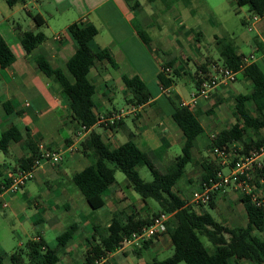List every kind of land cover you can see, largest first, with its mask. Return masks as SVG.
Segmentation results:
<instances>
[{"label":"crops","instance_id":"crops-1","mask_svg":"<svg viewBox=\"0 0 264 264\" xmlns=\"http://www.w3.org/2000/svg\"><path fill=\"white\" fill-rule=\"evenodd\" d=\"M136 1L138 5L135 7L132 6L133 2L128 0H15L13 4L4 0L6 4H0V35L16 56L10 66L0 68V138L4 131L15 125L23 132L29 130L38 145L42 142L47 147L63 153L61 162L56 165L44 163L32 178L48 188L45 192L48 202L45 201V204L43 202V205L36 204L42 210L41 213L38 211L36 217L31 208L30 186L26 184L24 189L17 193L5 190L7 171L17 169L19 160L32 153L27 141L22 139L10 142L7 153L0 150L1 250L11 253L19 247H24V239L27 237L43 239L50 246L46 239L50 231H55L58 239L59 235L73 223L79 225L78 229L81 225L89 228L94 227V223L103 217L108 228L114 222L116 214L121 217L137 214L151 219L160 213V208L154 210L147 203L148 200H144L139 193L141 197H138L128 182L125 184V190L116 177V181L103 194L104 205L97 208L100 211L106 206L109 208L107 214L101 217L73 180L76 172L93 162L92 156L80 152L79 142L93 129L102 135L112 149L134 140L157 167L165 172L172 156L175 158L180 155L179 151H182L186 139L173 114L182 106L183 101H188L190 105L186 107L197 116L204 129H214L208 134V142L194 149L195 155H198L195 156L196 161L201 163L206 159L205 156L211 155L209 153L211 149L208 147L212 136L221 131L215 130L216 127L223 123L229 128L236 122L233 108L235 98L241 94L235 85L236 82H242L243 88L249 89L246 93L253 90L252 81L242 74L241 67L239 74L243 76L240 79L238 75L236 81L222 84L208 97L200 96L193 102L192 98L199 90L202 75L209 76L214 73L216 66H224L223 52L227 45L235 47L239 54H246L240 48L244 44L251 46L250 53L257 52L259 56L255 62L264 72V51L260 53V49L264 47V20L256 23L254 28L257 30L256 36L252 38L244 36L227 39L214 34L213 41L216 43L218 57L210 50L201 58L193 55L200 52L198 49L202 47L204 35L200 26L193 21L194 9L188 11V8H192V0L186 1L185 4L183 1L185 8L181 11L173 6L174 1L180 3V0H171L172 2L167 4H162L159 0H145V4L141 0ZM235 2L237 3V0ZM248 12L250 13L249 9ZM36 14L45 20L40 27L34 20ZM251 14L243 19L247 26L251 23ZM191 20L192 24L186 26L185 22ZM210 20L212 21L211 18ZM80 21L98 28V34L91 41V46L94 51H103L106 54L104 59L95 62L89 72V80L94 85V111L99 116V121L93 128L84 131L81 137L77 133L79 130L70 120L71 106L62 93L61 84L53 76L44 73L36 62L37 56L46 57L52 67L61 69L73 82L74 77L67 69V62L75 54L76 44L67 29L72 23ZM25 30L43 31L46 35L45 40L30 53L26 51L21 41ZM191 62H194L195 70L190 69ZM165 66L172 68L170 76L176 80L169 92L162 89L159 79V74ZM181 75L189 76L195 88L188 90L187 82L183 86L178 84L177 77ZM135 78H140L145 83L151 97L146 103L141 104L138 112H130L117 123H111V116L116 111L136 104L131 101L133 93L128 85V80ZM248 105L255 107L253 101H248ZM98 128L102 132L98 131ZM205 149L208 154H204ZM8 158H12L15 164ZM201 173V170L196 175L187 172L188 180L194 185L189 195L183 194L180 189L174 191L187 199L189 205L194 204L191 200L189 203V198L201 187ZM257 187L259 196L264 199V179ZM219 198H222L225 207V210L219 211L243 216L248 222L242 194L234 185L214 194L215 204L212 208L219 206ZM132 199L140 203V209H132L134 205ZM234 203L241 204L242 209L236 210L233 207ZM87 205L90 206L88 207L90 212L85 214L84 206ZM62 207L65 208V212L62 211ZM73 212H79V220L76 218L70 222L69 216ZM174 222L172 214L170 223ZM92 233L89 230L86 235ZM75 235L63 246L58 240V245L54 247L58 249L60 256L58 264L73 261L76 258L73 253L78 246H81L80 250L86 259L87 251L98 242L87 239L77 245L74 243ZM143 245V243L125 245L109 255L108 263L132 264L128 260L130 255L136 257L139 264H148L154 258L165 259L159 258V255L173 246V243L167 231L156 237L149 247L143 248ZM145 254H148L149 258H145ZM136 263L135 260L133 264Z\"/></svg>","mask_w":264,"mask_h":264},{"label":"trees","instance_id":"trees-1","mask_svg":"<svg viewBox=\"0 0 264 264\" xmlns=\"http://www.w3.org/2000/svg\"><path fill=\"white\" fill-rule=\"evenodd\" d=\"M13 1L15 0H8L10 4H13ZM128 1L133 2V7L138 5L136 0ZM237 3L241 6H248L250 13L264 12V0H237ZM34 20L38 27L45 23L39 14L34 15ZM67 31L76 44V52L67 62V69L73 75L74 81L71 82L61 69L52 67L46 57L37 56L36 62L44 73L59 81L63 95L70 102L72 111L70 120L75 124L78 132H84L93 128L99 121V116L94 111V85L89 80V72L95 62L104 59L106 54L103 51H94L91 46V41L98 34V28L95 25H85L81 21L75 22L69 25ZM141 34L144 35V32ZM45 38L43 31L25 30L21 41L26 51L30 53ZM260 50L264 51V47ZM243 55L239 54L232 45H227L223 52V65L239 71L242 67ZM15 59L13 50L0 35V68L10 66ZM242 74L250 78L253 90L250 93L237 95L233 108L236 122L212 137L209 144L210 149L215 146L235 144L236 148L241 149L239 152L244 154L264 144V133H262L264 130V72L258 63L253 62L243 68ZM159 79L166 87L176 81L172 76H167L165 72H160ZM128 85L133 93L132 102L143 104L151 97L145 83L140 78L128 80ZM248 101H253L255 107H250ZM173 117L184 131L186 139L182 153L168 163L167 171H161L134 140H129L112 149L104 141L102 135L93 129L79 142L78 146L82 154L93 157V162L74 174V182L91 207L97 209L104 205L103 194L116 181V173L120 170L126 175L129 186L133 187L144 200L152 198L158 202L160 213L166 212L174 215L175 222L173 224L168 222V232L172 239L174 253L165 259L154 258L148 264H179L181 262L232 264L233 259H246L251 264H264V240L255 234L256 230H264V203L257 205L249 195L242 194L248 223L246 226L228 227L217 221L206 210L196 212L188 204L187 199L174 192V187L186 172L187 166L197 162L194 156L196 139L204 133L205 129L197 116L186 106L178 107ZM22 139L27 141L32 153L19 160L18 168H29L40 156L39 145L29 130L23 132L14 125L4 131L0 138V150L7 153L10 142ZM199 164L202 167V182L214 177L219 170H223L220 164L212 160L205 159ZM139 165L149 167L153 175L151 181L142 178L137 168ZM262 179H264V169L255 173L253 182L256 186H260ZM214 204L213 195L209 206L214 207ZM152 218H143L137 214L121 217L116 214L114 222L104 234H100L97 244L87 251L86 264H95L96 260L107 257L110 253L120 249L126 237L149 224ZM97 227L96 225V230H98ZM78 228L77 223L71 224L59 235V244L65 245L74 237ZM202 236L209 240L212 247L204 243ZM154 239L144 241L143 248L149 247ZM6 254L7 252L0 249V264H6ZM10 259L13 264H58L60 256L58 249L50 247L45 240L30 239L24 247L11 252Z\"/></svg>","mask_w":264,"mask_h":264},{"label":"rangeland","instance_id":"rangeland-1","mask_svg":"<svg viewBox=\"0 0 264 264\" xmlns=\"http://www.w3.org/2000/svg\"><path fill=\"white\" fill-rule=\"evenodd\" d=\"M141 1L144 2V4H145V0H141ZM159 1L162 2V4H167L169 2L170 3L172 2L171 0H159ZM189 1H191V0H189ZM185 3L186 2H184V4ZM0 4L5 5L6 3L4 2V0H0ZM147 4L150 5V3H147ZM173 6L178 7L180 9V11L182 10V8H185L182 1L180 3L174 1ZM191 7L192 8H188V11L190 12L191 9H194L193 21L196 22L197 25L200 26L201 30L203 31V35H204V37L202 39V47L198 49L200 52L196 53V54L193 53L194 56L202 58V56L206 55L208 51L212 50V53L218 57V53L216 50L217 49L216 43L213 41V35L214 34H217L221 37H226L227 39H231V38H235V37L243 38L244 36L245 37L247 36L248 38H252V37L256 36L257 30L250 31L248 29L247 24L243 23V19L250 14L248 12V7L247 6H239L235 2V0H192V6ZM210 18L212 19V21L210 20ZM177 22L181 23V21H176V23ZM190 24H192V20L190 22H185L186 26H189ZM240 48L246 54H250V52L252 50L251 46L249 44L248 45L244 44ZM261 52L262 51H260V53ZM260 63H262V62H260ZM190 69L191 70L196 69L194 62L190 63ZM242 76H243L242 74H239V79ZM186 82H187V89L188 90L190 88L191 89L195 88L194 82L192 81V79L189 76L187 77V76L181 75V76L177 77V83L180 84L181 86L185 85ZM235 85L239 88L241 93H246V92H248L247 90H249V89H244L243 84L240 81L236 82ZM224 128H226V125L222 123V124L218 125L215 130H222ZM210 130H214V129H209V128H208V130L205 129L204 133H202L196 139V146L201 145V144H205L208 142V134H209ZM98 131L102 132V130L100 128H98ZM207 149L204 150L205 151L204 154H208ZM173 152H176V151H173ZM181 153H182V151H179V154H181ZM209 153L211 155H207V156H205V158L208 160L215 161L218 164H220V157L213 156L211 151H209ZM194 156H196V157L198 156V155H195V151H194ZM173 159H174V157L172 156V158L170 159L169 162H171ZM8 160L12 164H15V161L12 158H8ZM195 160H196V158H195ZM222 167L225 171L226 167H224V166H222ZM188 169H189V171H188ZM200 170L202 171V168L198 162L196 164L190 163L187 166V171L178 180L174 191L177 192V189H180V191H182L183 194L189 195L190 191L192 189H194V185L192 183H190V181L188 180L187 172H188V174L196 175L200 172ZM138 171L144 180L151 181L153 179L152 172L148 166L140 165L138 167ZM116 177H117V180L119 181V183L126 190V187H125V184L127 183L126 175L122 171L118 170L116 173ZM252 185L255 186L253 183H252ZM27 186L28 187L30 186V188H31L30 189L31 191L29 193L31 195V198H32L30 200L32 202L31 208L33 209L35 216L37 217L38 211L41 213L42 210H40V208H39L40 206H38L36 204L41 203V205H43V202H44V204H45V201L48 202V200L45 196V192H47L48 188L44 184H38V182L35 179L28 181ZM134 193L136 195H138V197H141L136 191H134ZM190 200H191V198H189V203H190ZM132 201L134 204V205H132V209H140V203H138V201L135 199H132ZM222 201H223L222 198L218 199L219 206L216 208H212L208 205H204V206L198 205L195 203L191 204V205H192L193 210H195L196 212H201V211H203V208L206 207L205 210L210 212L214 216V218L221 223L228 224L229 226H234V227L235 226H246L248 222H247V219L244 218L243 216L230 215L226 212L219 211V209L225 210V207L222 204ZM147 203L149 204V206L153 207L154 210H159V208H160L158 202L152 198L148 199ZM143 204H145V202H143ZM88 207L90 208V206H88V205L84 206L85 210L83 212L85 214L89 211ZM233 207L236 210L242 209L241 204H235L234 203ZM38 208H39V210H37ZM91 209H93V208H91ZM103 209H104L103 211H100V209H94V210H97L98 211L97 213L100 214V216L102 217L103 214H107L109 208L106 206ZM62 211L65 212V208L62 207ZM78 214H79V212L71 213L69 216V219H70L69 221L72 222L73 220L78 218ZM78 220H79V218H78ZM225 220H227V222ZM96 225L98 226L97 227L98 230H96V228H95ZM106 229H107V221L104 220L103 217H102V219H99L98 221H96L94 223V227L92 226L89 228H85L84 226L81 225V228L78 229L77 234L75 235L74 243H76L77 245H80L82 242H85L87 239H90L91 241H95V240L98 241L100 234L101 233L104 234ZM89 230L92 231L93 233L91 235L87 236L86 234H87V231H89ZM55 234H56L55 231H50V233L48 234V237L46 238L47 241L49 242L50 246L53 248L58 245V239L56 237L57 235H55ZM255 234L260 239L264 240V230H262V231L256 230ZM29 238L30 237H27L24 239L25 244H26V242H28L30 240ZM14 239L16 241L18 240L17 238H14ZM202 240L204 241V243L207 246L212 247V244L209 242V240L206 237L202 236ZM80 247L81 246H78L73 253V255L76 256V258L73 261L71 260L69 262H65L64 264H85L84 255H82L83 252L80 250ZM173 248L174 247L171 245L168 249H165L163 252L160 253L159 258H166V257L171 256L174 253ZM62 253H63V251H61V255H62ZM10 254L11 253L9 251L6 254V257H5V263L6 264H13L11 259H10ZM145 258H149L148 254H145ZM128 260L131 261L132 264L136 260V262H137L136 264H139L137 258L134 257L133 255H130ZM232 262H233V264H251V262L249 260H246V259L241 260L240 262H235V260H233ZM180 264H186V263L181 262Z\"/></svg>","mask_w":264,"mask_h":264},{"label":"built area","instance_id":"built-area-1","mask_svg":"<svg viewBox=\"0 0 264 264\" xmlns=\"http://www.w3.org/2000/svg\"><path fill=\"white\" fill-rule=\"evenodd\" d=\"M264 20L263 13H252L250 18V25L248 29L253 31L256 23ZM257 52L244 54L242 56V68L255 62L257 59ZM170 66L163 67L161 72H165L167 76L172 73ZM239 71L226 66H216L214 73L209 76L202 75L199 90L193 95V102L198 97H208L210 93L222 84L234 82L238 79ZM171 86L162 85V89L169 92ZM182 106L190 105V102L183 101ZM141 104H131L129 107H124L116 111L111 116V123L115 124L130 112H138ZM83 132H78V136H83ZM214 136V135H213ZM212 136V137H213ZM40 156L34 160L29 168L9 169L7 171V185L5 190L17 193L22 191L28 181H30L36 170L44 163H51L56 165L63 159V153L60 150L47 147L44 143L39 144ZM241 149L236 148V145H220L211 149V153L215 157H220V164L228 169V171L219 170L216 175L207 181H203L201 187L196 189L191 197L192 203L198 205H209L214 193L217 191H224L227 187L234 185L242 194H247L251 200L257 205H262L264 199L259 196L257 186L253 182L254 175L258 170L264 169V144L257 148L250 149L247 153H240ZM252 183L255 185L253 186ZM172 213L161 212L155 215L151 222L144 225L142 228L135 230L130 236L125 238L124 247L127 244L141 245L144 241L156 238L168 231V222ZM121 247V248H122ZM111 254V253H110ZM109 254V255H110ZM96 260L95 264H107L108 257Z\"/></svg>","mask_w":264,"mask_h":264}]
</instances>
